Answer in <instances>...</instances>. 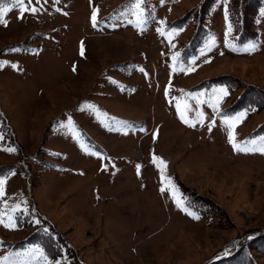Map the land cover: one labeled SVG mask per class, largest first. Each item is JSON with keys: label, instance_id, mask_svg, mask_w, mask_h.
Wrapping results in <instances>:
<instances>
[{"label": "rangeland", "instance_id": "obj_1", "mask_svg": "<svg viewBox=\"0 0 264 264\" xmlns=\"http://www.w3.org/2000/svg\"><path fill=\"white\" fill-rule=\"evenodd\" d=\"M203 1L143 0L138 24L136 0H24L23 13L0 0L9 8L0 22V213L15 223L0 224V261L207 264L264 234V154L235 151L228 139L232 131L237 144L258 147L264 137V6L255 39L238 43L219 0L185 56L196 12L174 23ZM213 79L233 86L201 88ZM247 93L250 109L231 112ZM242 112L234 128L224 122ZM154 155L166 162L164 183ZM169 179L198 219L177 206ZM49 229L72 252L58 240L57 259L33 253L40 247L28 239ZM246 251L264 264V253Z\"/></svg>", "mask_w": 264, "mask_h": 264}, {"label": "trees", "instance_id": "obj_2", "mask_svg": "<svg viewBox=\"0 0 264 264\" xmlns=\"http://www.w3.org/2000/svg\"><path fill=\"white\" fill-rule=\"evenodd\" d=\"M218 1L219 0H204L202 5L198 9L192 10L190 13H187V15L180 21L174 23V25L178 27H183L189 20L190 15L196 12V30L190 42L183 46V55H188L192 49L196 48V46L201 43L202 38L207 33L206 29L203 27V23L206 20L211 7ZM262 6H264V0H226L228 21L232 27L233 33L238 43H244L246 41L255 39L256 34L253 31V28L258 17L259 9ZM216 84H224L230 90L233 86H231L223 79H213L204 83L201 88H203L204 86L210 87ZM247 98L252 99L253 97H250V94L248 93L242 95L240 98H238V100H236L230 111L234 113L239 110L250 109L251 105L246 104V102L249 100ZM4 174L6 173L0 170V176ZM199 212L203 215V217H205V219L207 218L208 212ZM58 240V235H56L54 232H51V229H49L48 232L45 233H42L41 231L38 234H33L28 239V243L38 245L48 258L57 259L62 255L63 252V249L61 250L60 246L57 243ZM59 241L65 245V252H72L71 249L68 248V246H66V244L61 239ZM233 249L234 250L231 251L230 255L226 258L220 259L215 263L207 264H253L248 258V251L246 250H255L258 253H264V234L247 237L243 242L239 243L237 246H234ZM74 264L81 263L78 260H75Z\"/></svg>", "mask_w": 264, "mask_h": 264}, {"label": "snow or ice", "instance_id": "obj_3", "mask_svg": "<svg viewBox=\"0 0 264 264\" xmlns=\"http://www.w3.org/2000/svg\"><path fill=\"white\" fill-rule=\"evenodd\" d=\"M29 2H30V0H29ZM13 6L18 7L21 13L28 10L24 6V0H14ZM134 7L136 9L137 23L138 24L143 23V20L141 18L142 13H143V0H136ZM8 11H9V8L0 6V22H3L5 24V26H6L7 22L3 19V17ZM36 11H37L36 8L31 9V12L33 14H35ZM97 12H98V10L94 9L93 16H92V21H93L94 27L96 26V22H97ZM226 15H227V13H226ZM161 23L163 24L164 22L161 21ZM173 31H175V30H173ZM229 31H231V26H229ZM161 34L163 35L164 33L161 32ZM251 47L254 48L255 46L252 45ZM81 55H83V46L81 47ZM176 59H177V57L173 56V60L175 61ZM141 71H143V69H141ZM189 71H191V69H189ZM165 94L167 95V89H166ZM213 94L215 96V101L211 104V106L215 110L218 111L220 103L223 101L224 97H226L229 94L228 89L223 88V87L219 88V89H214ZM197 102L199 103L200 101L198 100ZM89 107H92V106H89ZM177 110H178V112L180 111L179 104L177 105ZM246 114H247L246 112H242V113H240L234 117L225 116L224 122L226 124H228L230 128H234L235 127L234 122H239L241 120V118L246 116ZM198 116L201 120L203 119V113H199ZM181 119L185 123L188 122L185 119V116L183 114H181ZM190 126L195 127V124H191ZM209 127H211V125ZM228 139H229V143L232 144V147L235 151H243V152L259 151L260 153L264 154V137L260 138L258 147H257L258 142L256 140L245 141L243 144H237L235 142L234 133L232 131L229 132ZM249 145H251V147H249ZM8 151H15V150L14 149H8ZM157 162H158L157 166L160 167V169H161L162 183H164L163 174H164V168H166V162L162 158L156 157L154 155L153 156V163H157ZM161 166H163V167H161ZM139 168H140V166L137 165L138 174H139ZM5 179H0V198H2L4 195ZM167 183H168V189L167 190L170 191V193L172 194V197H173L175 203L177 204V206L179 208H181L182 211H185L188 215L192 216L194 219H198L199 218L198 216H196L194 213H192L191 211H189L187 209V207L185 206V202H184L183 198L178 196L175 185L171 182L170 179L167 181ZM161 191L162 192L165 191V188L162 187ZM18 208H19V205H15L12 207L11 211L14 213ZM0 224H3L5 227L14 228L15 227L14 216H12V215L5 216L3 213H0ZM32 251H33V253H38L41 257H44L43 251L40 248H38V247L34 248ZM44 259L47 261V257H44ZM0 264H9L8 257H5L2 261H0Z\"/></svg>", "mask_w": 264, "mask_h": 264}]
</instances>
